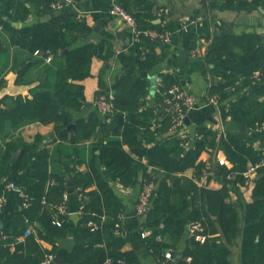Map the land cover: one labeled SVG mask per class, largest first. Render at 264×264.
<instances>
[{
	"label": "trees",
	"instance_id": "obj_1",
	"mask_svg": "<svg viewBox=\"0 0 264 264\" xmlns=\"http://www.w3.org/2000/svg\"><path fill=\"white\" fill-rule=\"evenodd\" d=\"M54 1L39 0L40 12L49 13ZM117 1L135 16L141 32L132 42L133 34L128 31L125 48L116 52L110 47L107 60L117 56L124 67L136 63L147 72L164 59V53L156 52L161 40L146 30L162 32L166 28L154 22V0ZM28 2L0 0V23L14 39L20 40L25 50L34 54L36 49L49 48L54 54L53 63L57 58L63 61L47 65L45 80L31 88L30 97L22 94L4 97L0 132L9 134L8 123L17 130L36 121L56 122L55 129L61 136L71 132L72 143L89 140L91 154L88 159L81 157L77 161L78 165L86 163V169L68 173L72 179V185H68L67 172L51 169L54 151L42 145L41 134H36L31 142H6L1 172L9 173L8 162L20 149L16 162L25 171L20 184L27 199L22 196V208L2 228L0 264H44L47 255H56L57 240L68 233V209L60 212L58 206L65 194L73 191L79 198L81 219L75 227V244L66 264H107L108 260L110 264H139L135 250H123L126 239L117 224H122L125 206L111 181L126 188L140 183L143 186L149 181L154 184L143 223V229L150 233L144 241L161 260L165 261L166 251L173 253L185 236L186 247L176 264H229V246L241 235V264H264V165L257 170L258 181L253 200L245 206L243 228L230 194L234 182L246 183L242 171L248 164L264 160V148L254 147L234 132L218 135L207 126H199L194 136L171 132L173 117L165 110L163 101L168 88L178 80L170 73L160 75V91H153L152 100H149L150 80L145 75L129 72L111 84L100 77L97 95L114 91L112 115L106 118L98 110H92L87 117L74 120L70 109L80 110L87 102L83 81L91 75L93 44L73 45L86 39L91 28L85 18L69 13L16 27L13 23L24 21L30 13ZM98 2L108 13L113 0ZM209 2L212 8L223 10L252 12L264 8V0ZM65 48L68 51L60 53ZM35 58L37 63L45 61L42 55ZM203 58L213 77L208 93H218L221 100L229 99L231 118L256 129L264 120V34L256 31L217 34L208 43ZM27 68L26 65L21 68L19 82H31ZM256 71L258 77L254 76ZM235 94L238 97L231 99ZM73 122L76 126L71 129ZM60 146L59 143L56 150ZM217 147L223 148L234 163L235 175L221 188L185 181L183 172L191 167L199 172L206 165L200 160L202 152ZM219 166L222 173L228 172L226 166ZM28 228L31 231L25 234ZM43 240L52 243L53 248H45Z\"/></svg>",
	"mask_w": 264,
	"mask_h": 264
},
{
	"label": "crops",
	"instance_id": "obj_2",
	"mask_svg": "<svg viewBox=\"0 0 264 264\" xmlns=\"http://www.w3.org/2000/svg\"><path fill=\"white\" fill-rule=\"evenodd\" d=\"M38 2L39 0H30L28 2L30 7L28 17L24 21H17L13 24L16 27L28 26L40 21H47L52 16L58 14H77V12L82 10L87 24L91 28L89 36L86 39L73 45H81L86 42L93 44L91 75L83 81L85 84L86 100L91 105L85 104V107L80 110L70 109L74 120L80 117H87L92 110H97L95 101L98 94L97 90L100 86V77L105 79L108 84H111L115 78L129 72L145 75L150 80L149 88L151 90L149 100H152L157 78H160L162 73H170L177 78L180 85L187 87L196 95H204L210 90L213 78L203 58L211 39L217 34H224L230 31L236 33L256 31L264 34V8L263 10L259 8V10L245 12L235 9L223 10L216 7L212 8L209 0L206 2L205 0H154V15L156 16L154 22L156 21L155 23L162 25L166 28L165 30H170L171 37L169 42L161 40L156 46V52L160 54L164 53V59L151 70L145 72L139 69L136 63L128 64L124 67L117 56L110 57L107 60L110 47L116 52L125 48L128 40L126 34L129 30L121 18L112 16L103 10L98 0H73L70 3L65 2L58 9H54L51 4L49 13L40 12ZM198 47H201L204 52L202 56L195 57L192 51ZM34 54L25 50L21 46L20 40L14 39L12 33L9 30H5L0 23V81L3 80L2 84H0V107L5 106L4 97L6 96L22 94L30 97L32 95L31 88L39 83V81L45 80L47 65H54V63L59 65L63 61L62 58H57L54 63L53 61L51 63L46 61L37 63L35 55L38 54ZM24 65L28 66L27 76L31 82L18 81L19 72ZM123 72L124 74L122 75ZM254 76L258 77L259 72L256 71ZM244 92H247V90L245 89ZM236 97H238L237 94L233 95L231 99ZM188 116L189 122H185L184 129L191 136L196 134L199 126H207L214 130H218L222 126L226 132L237 133L254 147L264 148V131L258 129L252 130L247 127L244 129L239 122L233 120L229 115V99H222V104L219 107L200 105L192 110ZM55 126L56 122L45 123L36 121L16 130L8 123L6 129L9 134L5 135L4 132H0V195L6 190L8 182L21 185L20 181L25 172L19 168L16 162L18 158L9 160V175L1 172V167L4 165V152L7 141L14 140V142L20 143V140H24L31 142L34 140L36 134H41L43 136L42 145H45L50 151H54L55 158L52 160L50 166L52 170L59 173L67 172V179L68 177L71 179L70 174H68L69 172H73L77 168L80 170L86 169V163L78 165L77 161L81 157H85L86 159L90 157V141L74 144L70 140L71 132L66 136H61L56 131ZM71 127L70 125L69 128ZM59 143L61 144V148L56 150ZM20 151L18 149L14 154L19 152L20 155ZM222 157L229 160L227 164L219 163V158ZM200 160L204 161L206 165L199 172L193 167L184 171L182 175H184L185 181H191L198 186L206 185L212 188H221L227 179H231L235 175V172L232 170L234 163L227 157L221 147L203 151L200 155ZM219 165L226 166L228 172L222 173L221 166ZM100 168L102 170L103 167L100 165ZM9 177L11 179L7 181ZM3 184L4 187L2 186ZM233 184H230L231 199L235 202L239 214V224L243 228L245 223V206L246 203L253 200L255 182L250 184L234 182ZM113 187L125 206L121 224L122 230L120 231L121 235L126 239L123 250H135L138 255L139 264H176L186 247L185 236L180 239L174 252L172 251V256L166 257L165 261L161 260L146 247L144 237L142 236L145 215H140L136 210L142 183L132 188H126L114 181ZM91 188H94V186ZM67 196L68 215L66 217V225L68 233L57 240L58 251L54 255V258L57 255L63 258L65 264L66 258L75 244L73 236L75 227H77L81 219L77 192H68ZM22 206L23 197L19 191L7 190V198L2 206H0V237L3 226ZM42 244L47 249L53 248V244L48 241L43 240ZM241 244L242 236L240 235L229 246L231 249L229 264H241ZM12 250H14V246H12ZM54 258L48 264H59Z\"/></svg>",
	"mask_w": 264,
	"mask_h": 264
},
{
	"label": "built area",
	"instance_id": "obj_3",
	"mask_svg": "<svg viewBox=\"0 0 264 264\" xmlns=\"http://www.w3.org/2000/svg\"><path fill=\"white\" fill-rule=\"evenodd\" d=\"M65 2L70 3L73 2V0H55L52 3V7L54 9H58L65 4ZM108 14L112 16H116L121 18L126 26L128 27V30L131 34H133L132 42L136 41L138 39V36L141 32V30L138 28L137 20L135 16L127 11L122 5L114 0L111 7L108 10ZM77 16L81 18H85V14L82 10L77 12ZM146 33L151 35L154 38H157L159 40H162L163 42H169L171 37V31L170 30H164L162 32L158 31L157 29H149L146 30ZM203 49L201 47L195 48L192 51V54L196 56H202L203 55ZM35 54L42 55L46 62L51 63L53 61V52L51 49L41 50L36 49ZM161 84V79L157 78L156 85L154 87V91H160L159 85ZM166 97L164 98L163 105L165 107V110L172 114L173 117V124L171 126V132L174 133H180L183 135L188 134L186 130L184 129L185 125V118L189 113L196 109L198 106L202 105H212L215 107H219L222 104L221 97L218 93L209 94L206 93L204 95H196L193 92H191L187 87L180 85L179 83H174L172 86H170L165 93ZM113 99H114V91L110 90L106 94H100L97 95L95 104L97 107V110L101 113L103 117L110 118L114 111L113 106ZM218 128V127H217ZM256 129L264 131V120L259 122ZM217 130V129H216ZM218 133L220 135L225 136L226 131L221 126L218 128ZM228 159L225 157L219 158L220 164H227ZM264 165V160L259 162H250L245 170L242 171L243 177L246 181V183H253L255 182V178L257 176V170L258 168ZM17 190L19 193L27 199V194L23 191L22 186L18 185L14 182H8L6 184V190L3 191V193L0 195V206L5 202L7 198V190ZM154 184L152 182H146L140 191V194L137 199L136 204V210L140 215H146V212L149 208L150 199L153 193ZM60 212H66L68 209V196L65 194L64 201L61 202L58 206ZM118 227L121 226V223L117 224ZM31 228H28L25 232V234L30 233ZM150 231L148 229L142 230V236L145 237L149 235ZM160 236H158L159 238ZM200 237V236H199ZM171 252H166V257H171ZM54 254L47 255L46 259L44 260V264H48L51 260H53ZM107 264H110V260L107 261Z\"/></svg>",
	"mask_w": 264,
	"mask_h": 264
},
{
	"label": "water",
	"instance_id": "obj_4",
	"mask_svg": "<svg viewBox=\"0 0 264 264\" xmlns=\"http://www.w3.org/2000/svg\"><path fill=\"white\" fill-rule=\"evenodd\" d=\"M260 9L261 10H263V8L262 7H260ZM158 21H160V20H158ZM156 22V21H155ZM68 51V48H65V49H62V50H60V53H65V52H67ZM124 74V72L122 73V75ZM86 104L88 105V106H90L91 105V103H89V102H86ZM187 121V123L189 122V116L187 115L186 116V118H185V122ZM71 126L72 127H74L75 128V123H72L71 124ZM243 128L245 129V126H243ZM18 156H19V152H16L12 157H11V159L12 160H15V159H17L18 158ZM258 181V177H256L255 178V182H257ZM68 185H72V181H71V179H70V177H68ZM114 182H111V184H113ZM59 264H65V262H64V260H63V258H61L59 255H57V256H55V258H54Z\"/></svg>",
	"mask_w": 264,
	"mask_h": 264
}]
</instances>
